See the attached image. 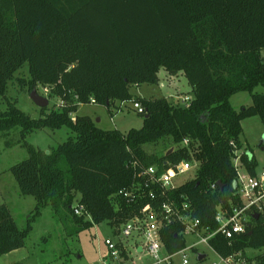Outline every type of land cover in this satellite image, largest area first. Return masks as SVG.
I'll return each instance as SVG.
<instances>
[{
	"label": "trees",
	"instance_id": "16d2710c",
	"mask_svg": "<svg viewBox=\"0 0 264 264\" xmlns=\"http://www.w3.org/2000/svg\"><path fill=\"white\" fill-rule=\"evenodd\" d=\"M262 51L264 0H0V98L7 99L8 83L27 63L30 78L19 80L21 86L30 93L42 85L50 98L65 102L49 113L41 109L38 119L8 100L0 111V136L18 130L28 153L10 172L20 195L35 200L24 228L0 204V256L26 245L32 223L47 207L69 236L103 222L117 235L145 205L158 208L165 201L179 210L187 204L193 218L215 229L217 209L237 202L233 145L242 149L241 122L253 116L264 121V94L253 93L264 86ZM161 69L185 76L193 93L188 108L130 92L131 86L158 84ZM241 92L252 94V104L236 110L229 100ZM130 101L144 108L140 129L106 130L90 116H72L79 105H100L114 115ZM62 128L72 136L48 155L26 142L35 131ZM164 139L172 142L169 156L168 150H144ZM190 161L198 163L194 176L164 195L140 176L150 167L159 176ZM240 166L257 175V162L245 151ZM75 202L83 206L82 216L74 214ZM182 230L177 222L161 229L169 253L186 246ZM210 245L222 256L263 253L264 216L231 241L218 235ZM122 256L127 259L126 252ZM253 259L263 262L264 254Z\"/></svg>",
	"mask_w": 264,
	"mask_h": 264
},
{
	"label": "rangeland",
	"instance_id": "374dc122",
	"mask_svg": "<svg viewBox=\"0 0 264 264\" xmlns=\"http://www.w3.org/2000/svg\"><path fill=\"white\" fill-rule=\"evenodd\" d=\"M264 59V51L261 52ZM159 82L156 85L144 84L139 87L131 86L130 92L133 95H142L146 98L161 99L165 98L173 104L179 103L185 97L193 98L192 88L188 84L185 76L178 74L168 75L163 69L160 70ZM30 78L28 64L18 70L12 81L8 83L6 100L0 98V111L7 109V100L12 102L20 111L29 115L33 119L41 116V109L30 99L28 88L22 87L19 80L27 82ZM138 88V89H137ZM37 92L49 101L46 112L59 109L61 101L57 98H50L46 87L38 85ZM253 93L264 94V86L258 85ZM181 99V100H179ZM230 105L234 109L241 106L252 104V94L241 92L233 95ZM90 116L102 129H118L121 132H128L131 129H140L143 126V114H139L133 108V101L125 102L114 115L100 105H79L78 110L72 116ZM97 122V120H100ZM242 143L241 152H246L249 158H254L257 162L256 173L264 172V121L259 116H253L241 122ZM72 134L67 128L60 130H41L35 131L26 137V142L44 152L56 148L65 142ZM19 131L15 130L6 138L0 136V204H6L12 217L16 220L19 227L24 228L28 224V218L32 215L35 207L33 197H23L20 195L18 185L10 172V168L25 161L28 153L25 148L18 143ZM6 142L11 143V147L5 146ZM172 142L170 139L160 140L156 143L144 146L148 154L162 155L166 150H170ZM192 166H197V162L190 161ZM240 174L249 173L241 166L238 167ZM195 168L182 178L184 181L192 178ZM77 205V202H75ZM82 216V215H80ZM85 216V215H84ZM87 217V216H86ZM89 218V217H87ZM120 236H116L113 229L103 222L93 225L90 229L78 235L69 236L64 230L63 225L54 216L49 207L43 210L41 217L32 223V231L23 248L0 256V264H118L116 259L106 257L107 248L105 241L110 240L116 243ZM142 242L141 236L133 234L129 239H124V244L129 249V257L122 264H151L153 260L142 252H137L135 244ZM196 239L187 236L186 248L188 264H213L219 262L218 257L207 245L200 244L197 251L190 249ZM197 253H202L206 259L198 261ZM259 252L247 250L246 256L254 258ZM172 264H181L179 257L173 259Z\"/></svg>",
	"mask_w": 264,
	"mask_h": 264
},
{
	"label": "built area",
	"instance_id": "2783aa9c",
	"mask_svg": "<svg viewBox=\"0 0 264 264\" xmlns=\"http://www.w3.org/2000/svg\"><path fill=\"white\" fill-rule=\"evenodd\" d=\"M181 100V99H179ZM191 98L185 97L181 100L183 106L188 108L191 103ZM92 104L95 101L92 100ZM124 103L120 104V107ZM65 102L60 103L59 109L63 108ZM133 108L139 114L144 113V108L141 104L133 102ZM190 142L184 140L183 146H188ZM234 156L233 164L237 172V179L235 185V198L237 202H230L229 207H219L215 215V223L217 227L212 229L211 227H205L202 225L199 219L193 218L192 213L187 204H184L181 210L176 208V205L172 201H165L158 208L153 207L151 204L145 205L140 212V216H136L133 219L128 220L121 225L119 232L116 236H121L122 239H118L116 243L110 240L105 241L107 248V255L111 259H116L118 264L124 263L129 257V249L124 244V239H129L135 233L142 238L140 244H135L137 252H142L150 257L153 262L151 264H172L175 257H179L181 264H188V255L186 246L178 252L169 253L161 242L160 231L165 226H170L174 223H180L183 225L181 234L185 238L191 236L196 239L190 246V249L197 251V247L200 244L207 245L212 249L219 259V262L213 264H264V261L249 258L243 252H236L228 256H222L217 253L210 245V241L218 235L223 236L225 239L231 241L236 235L246 232L247 227L251 224L253 216H264V172L257 174L256 176L243 175L238 171L240 166V159L243 154L241 149H237L235 144L233 145ZM197 168L192 166L189 162H182L178 165L168 167V169L161 175L156 176V169L150 167L143 172L140 176L148 177L152 183L158 184L162 189V195L166 191L175 189L182 184L183 177L187 176L191 170ZM148 187V184H146ZM121 194L125 198L131 200V194L128 192ZM151 199L155 198L153 192L150 193ZM184 212H188L184 214ZM84 208L81 205H77L74 209L75 215H82ZM123 252L127 253V259L122 256ZM202 253H197L198 255ZM258 254L263 255L264 252ZM103 264V263H101Z\"/></svg>",
	"mask_w": 264,
	"mask_h": 264
},
{
	"label": "water",
	"instance_id": "95a60500",
	"mask_svg": "<svg viewBox=\"0 0 264 264\" xmlns=\"http://www.w3.org/2000/svg\"><path fill=\"white\" fill-rule=\"evenodd\" d=\"M30 99L33 101V103L39 107L40 109H44L47 108L49 105V101L47 98L41 96L38 94L36 89H33L30 93ZM97 122H99V120H97ZM173 152V149H170L167 153H166V157L169 156L171 153ZM47 155L49 154V151L45 152ZM164 165H167V162L164 163ZM219 188L222 190L224 187L218 183ZM254 220H258L259 219V215H255L253 216ZM205 258L204 254H199L198 255V261H201L202 259Z\"/></svg>",
	"mask_w": 264,
	"mask_h": 264
},
{
	"label": "crops",
	"instance_id": "0c3cea01",
	"mask_svg": "<svg viewBox=\"0 0 264 264\" xmlns=\"http://www.w3.org/2000/svg\"><path fill=\"white\" fill-rule=\"evenodd\" d=\"M182 75V74H181ZM135 87H137V86H135ZM139 87V86H138ZM138 89V88H137ZM134 96H138V95H134ZM138 97H141V98H146V97H144V96H142V95H139ZM99 121H101V119L99 120ZM114 129H116V128H114ZM118 130V129H117Z\"/></svg>",
	"mask_w": 264,
	"mask_h": 264
}]
</instances>
